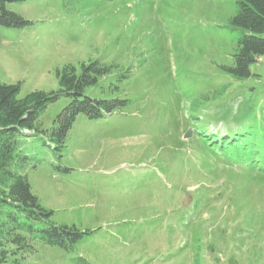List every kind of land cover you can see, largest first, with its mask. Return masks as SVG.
Masks as SVG:
<instances>
[{
    "label": "rangeland",
    "instance_id": "374dc122",
    "mask_svg": "<svg viewBox=\"0 0 264 264\" xmlns=\"http://www.w3.org/2000/svg\"><path fill=\"white\" fill-rule=\"evenodd\" d=\"M235 7V0L7 6L34 22L0 26V82H20L18 99L56 90L55 72L66 64L100 59L131 70L119 92L128 106L103 121L77 118L62 160L68 174L49 158L24 169L54 223L92 234L71 254L37 243L19 264H264V174L228 163L198 137L264 108V56L244 82L221 71L232 65L224 27ZM63 105L47 108L43 127Z\"/></svg>",
    "mask_w": 264,
    "mask_h": 264
},
{
    "label": "trees",
    "instance_id": "16d2710c",
    "mask_svg": "<svg viewBox=\"0 0 264 264\" xmlns=\"http://www.w3.org/2000/svg\"><path fill=\"white\" fill-rule=\"evenodd\" d=\"M26 1L0 0V26L15 30L33 26V21L7 8ZM59 1L67 9L74 0ZM235 5L224 27L234 42L232 65L221 71L233 81L244 82L253 76L251 66L264 56V0H235ZM130 73L129 68L100 59L66 64L55 72L56 90L35 91L23 99L17 98L20 82H0V264H19L35 252L37 243L71 254L84 236L92 234L54 223V212L41 206L24 169L36 168L49 158L53 170L68 174L72 169L63 166L62 160L77 118L103 121L128 106L130 100L119 92ZM61 101L60 113L49 127H43L41 115ZM242 117L216 134L202 128L205 136L198 137L206 139L209 150L217 151L228 163L264 174V108L259 113L245 110Z\"/></svg>",
    "mask_w": 264,
    "mask_h": 264
},
{
    "label": "water",
    "instance_id": "95a60500",
    "mask_svg": "<svg viewBox=\"0 0 264 264\" xmlns=\"http://www.w3.org/2000/svg\"><path fill=\"white\" fill-rule=\"evenodd\" d=\"M188 135H190V134H188Z\"/></svg>",
    "mask_w": 264,
    "mask_h": 264
}]
</instances>
